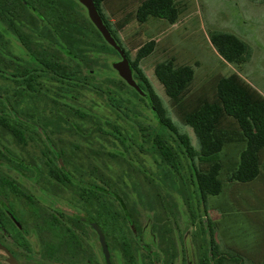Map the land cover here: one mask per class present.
I'll return each instance as SVG.
<instances>
[{
    "label": "rangeland",
    "instance_id": "374dc122",
    "mask_svg": "<svg viewBox=\"0 0 264 264\" xmlns=\"http://www.w3.org/2000/svg\"><path fill=\"white\" fill-rule=\"evenodd\" d=\"M143 1L110 0L102 12L117 33L119 41L116 42L129 53L132 62L136 61L140 48L155 42L153 54L140 63V69L178 132L187 135L192 146L199 150L196 134L185 125L181 109L166 96L155 68L173 60L177 67L194 69L195 80L185 97L184 109L193 107L202 96L212 101L218 81L233 73L264 90V5L251 0H190L177 24L151 18L142 25L135 15ZM76 10L80 17L88 16L83 7L76 6ZM81 21L72 33L75 40L102 45L95 30ZM21 26L38 52L67 66L80 83L67 88L56 77L43 74L38 79L36 92L23 98L16 85L0 76V114L9 107L8 99L13 114L28 125L23 127L28 139L25 146L0 128V150L9 149L38 173L37 176L19 173L3 161H0V171L48 209L54 205L68 213H91L103 227L113 264H125L121 250H132V247L140 264H152L151 257L142 248L143 242L150 245L152 253L159 255L162 264H187L189 259L198 264L210 249L206 220L212 224L219 249L235 246L236 252H223L244 260L247 257L245 264H257L248 257L264 239V202L250 200L245 194L238 207L239 204H226L223 195L209 197L205 219L204 208L199 206L201 198L198 199L191 182H187L188 171L178 175L166 167L150 141L153 131L163 133L172 142L175 138L155 123L148 101L138 98L111 70L113 63L121 58L110 52L97 57L87 52L89 59L77 63L44 39L39 25L35 26L29 16ZM3 29L2 25L0 67L14 72L21 64L20 58L25 56L14 42L15 36L7 28L8 32ZM214 32L241 38L252 49L251 60L240 67L224 62L210 42ZM117 137L129 140L128 149ZM242 150L241 145H228L220 156L225 163L223 181L232 171V164L240 161ZM48 159L64 167L72 182L62 185L51 179L46 166ZM229 159L231 163L227 162ZM103 183L109 187L111 196L119 194L127 203L132 224L125 220L113 196L110 201L119 215L113 210L108 213L99 211L98 206H87L80 198L81 188L104 187ZM187 201L195 213V222ZM24 221L27 227L32 226L28 215ZM87 240L84 256L74 261L63 256L60 264H104L96 234L88 231ZM187 244L192 249L191 258ZM22 260L24 264H53L44 262L38 255L22 257Z\"/></svg>",
    "mask_w": 264,
    "mask_h": 264
},
{
    "label": "trees",
    "instance_id": "16d2710c",
    "mask_svg": "<svg viewBox=\"0 0 264 264\" xmlns=\"http://www.w3.org/2000/svg\"><path fill=\"white\" fill-rule=\"evenodd\" d=\"M110 0H93L97 6L100 16L107 29L115 36L109 20L104 17L102 7ZM189 0H144L136 12V21L139 24H146L151 18L166 21L175 25L187 7ZM76 6L83 7L78 0H0V27L3 25L5 32L9 30L14 36V42L23 52L25 58H20V66L16 71H5L0 67V76L11 81L23 98L29 93H35L38 86V79L43 74L56 77L66 87L80 83L74 72L64 66L57 59L38 52L30 37L23 31L22 24L26 22L27 16L33 19L35 26L41 29V36L49 41L51 45L62 52L66 58L74 62L82 63L89 59L86 53L94 57L110 52L120 57L118 51L105 42L100 32L91 23L88 16L80 17ZM86 11V9L83 7ZM82 18V19H81ZM83 20V21H81ZM90 25L102 41V45L89 44L87 41L75 40L73 32L79 22ZM7 28V30H6ZM117 35V33H116ZM4 38L0 30V39ZM80 39V38H79ZM82 40V39H81ZM84 41V40H83ZM213 48L224 62L230 65H241L251 60L252 49L236 35L224 32H214L210 36ZM122 50L123 47L120 46ZM155 50V42L152 41L139 49L136 61L130 64L136 74V83L141 91L149 98L141 96L135 89L134 94L142 101H148L151 105L155 123L162 129L168 130L175 138L170 141L163 133L153 131L150 139L155 147L158 156L164 165L176 172L178 175L188 171L191 186L195 189L199 206L204 208V218L208 216L207 200L209 197H219L224 190L222 174L224 164L220 159L228 145H245L246 149L240 154L239 166L232 173H228L229 181L240 184H249L256 181L261 175L262 155L264 152V97L250 86L240 75H232L221 78L216 86V95L212 101L204 96L198 98L193 107L182 108L186 95L195 80V71L192 67H177L175 61L158 64L155 68V75L163 86L166 96L181 109L185 125L193 129L196 134L200 149L196 150L187 135L178 132L163 107L159 97L154 92L149 81L140 69V63L151 56ZM125 51V50H124ZM129 58V53L126 52ZM113 72V68H111ZM116 73V72H115ZM117 74V73H116ZM125 85L126 83L123 82ZM22 98V99H23ZM145 101V102H147ZM9 107L0 114V128L10 133L19 145H27L26 125L20 120L17 121L12 112V107L7 99ZM24 127V128H23ZM115 132L121 136L118 130ZM122 145L128 149V139H119ZM0 161L8 164L19 173L29 172L37 176V169L20 159L7 148L0 150ZM46 166L51 179L66 185L70 181V174L62 166H59L53 159L47 161ZM205 167V169H203ZM89 186L81 188L80 198L87 206H98L99 211H115L114 204L110 201L112 197L123 212L127 221L130 217L129 207L119 194L109 192V187ZM0 190L20 199L29 210L34 212L36 219L41 222L39 228L48 226L55 229L59 237H64L68 242V253L74 258L84 252V246L79 240L76 228H79V221L75 216H66L67 224H62L60 219L49 214L48 209L43 207L34 196L23 191L21 187L10 177L0 173ZM200 197V198H199ZM187 204L190 205L189 201ZM190 208L192 221H196L195 213ZM89 219L91 217L87 216ZM131 221V219H130ZM133 223V222H132ZM210 235V249L202 256L198 264H244V260L237 255L222 252L213 233L212 224L206 220ZM92 225V224H91ZM88 220L84 219L82 227L89 228ZM93 226V225H92ZM102 229L103 227L100 226ZM15 231V229H14ZM191 250V246L188 245ZM121 250L126 264H139L138 258L133 250ZM85 253V252H84ZM46 258H49L47 255ZM190 264H193V262Z\"/></svg>",
    "mask_w": 264,
    "mask_h": 264
},
{
    "label": "flooded vegetation",
    "instance_id": "af4514ba",
    "mask_svg": "<svg viewBox=\"0 0 264 264\" xmlns=\"http://www.w3.org/2000/svg\"><path fill=\"white\" fill-rule=\"evenodd\" d=\"M135 77L136 74L133 72V78L136 81ZM15 119L19 121L18 117ZM50 160L51 159H48L47 161ZM0 173L2 172L0 171ZM70 181H71V176H70ZM34 199L36 198L34 197ZM21 209L22 212H19L18 210L21 211ZM48 211L49 214L59 218L62 224H67L66 216L70 215L76 217V220L81 223L79 224V228H76V230L79 235V240L84 246L85 253H86L85 241H88L87 240L88 231H92L94 234H96L100 247L102 249L99 235L96 231V228H99L104 234L109 249L110 262L111 264H113L111 261V253H110L109 244L107 242L106 234L104 230L99 226V223L96 222V218H94V216L91 213L89 212H78L75 214L68 213L62 209H58L54 205H53V209H48ZM27 215L31 218V225H32L31 227H27V222L24 221ZM87 216L91 217V219H89ZM84 219L88 220L90 225L89 228H87L86 230H84L82 227ZM130 219L131 218H128L129 221H127L125 218V220L129 224H132V220L130 221ZM40 223L41 222H39L36 219L34 212L30 211L29 207H26L24 202H22L20 199L13 196L12 194L0 190V264H24L22 257H30L32 255L41 256L43 261L47 263L60 264L61 263L60 258H62L63 256L66 258H70L71 260L74 261L76 259H79L81 256L85 255L84 252H81L79 255H76V257L74 258L72 255L68 253L69 245L66 239H64V237L63 238L59 237L58 233H56L57 231L55 229H50L48 226H44V228H39L41 226ZM142 245H143L142 248L146 250L147 254H149V256L151 257L150 261L152 264H162V260L159 259V255L157 253H152L150 249V245H148L145 242H143ZM187 254L188 257L190 258L193 256L192 249L191 250L189 249L188 244H187ZM47 255L49 256V258H46ZM102 255H103L104 264H106V261L104 259L103 249H102ZM190 262L191 263L193 262L192 259H189L187 261V264H190ZM124 263L126 264L125 260ZM138 263L140 264L139 260Z\"/></svg>",
    "mask_w": 264,
    "mask_h": 264
},
{
    "label": "crops",
    "instance_id": "0c3cea01",
    "mask_svg": "<svg viewBox=\"0 0 264 264\" xmlns=\"http://www.w3.org/2000/svg\"><path fill=\"white\" fill-rule=\"evenodd\" d=\"M251 2L256 3V4H260V5H264V0H251ZM243 79L264 97V90L257 88L256 86H254L251 82H249L245 78H243ZM240 145L243 146V150L241 152H239V158H240V154L246 149L245 145H242V144H240ZM225 156H227V155L225 154ZM227 162L231 163V160L229 159V160H227ZM223 164H225L224 161H223ZM232 165H233L232 171L229 172V174L238 168L239 162L233 163ZM255 192L258 194H256ZM245 194H248V196H249L248 198L250 200L264 202V152L262 155V166H261L260 177L252 183L240 184V183H236V182H230L229 181V175H227V178L224 181V190H223V193L220 195V197L222 195H223V197L225 196L224 202L226 204H230V205L231 204H239L238 207H240V205H242V202L245 199L244 198ZM256 197H258V199ZM233 211H235V210L233 209L232 212ZM220 250L222 252L228 251V250H231V251L234 250L236 252V247L235 246H230V247L227 246L224 250L222 248ZM238 250L240 251L241 249H238ZM243 257H246V256L243 255ZM246 258H245V260H246ZM248 258H250L251 260H253V262H256L257 264H264V239H262V243L260 242V247H256V248L254 247V249L250 252V256ZM245 260H244V264L246 262ZM247 261H250V260H247Z\"/></svg>",
    "mask_w": 264,
    "mask_h": 264
},
{
    "label": "water",
    "instance_id": "95a60500",
    "mask_svg": "<svg viewBox=\"0 0 264 264\" xmlns=\"http://www.w3.org/2000/svg\"><path fill=\"white\" fill-rule=\"evenodd\" d=\"M78 2L86 9L88 13L89 20L95 26V28L100 32L103 39L107 44L116 49L120 55L121 60L113 63V69L119 75V77L131 88L135 89L141 96L146 97L150 102L149 98L141 91L140 87L133 78V70L131 68L130 60L126 55L125 51L120 48L116 40L112 37L110 31L107 29L100 16L99 10L93 0H78ZM99 235L100 243L103 249L104 259L106 264H111L109 249L104 237L103 232L96 228Z\"/></svg>",
    "mask_w": 264,
    "mask_h": 264
}]
</instances>
